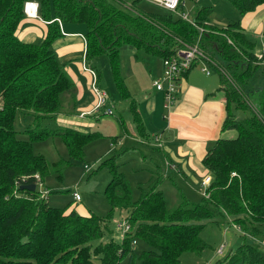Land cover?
<instances>
[{
  "label": "trees",
  "instance_id": "obj_1",
  "mask_svg": "<svg viewBox=\"0 0 264 264\" xmlns=\"http://www.w3.org/2000/svg\"><path fill=\"white\" fill-rule=\"evenodd\" d=\"M140 1L39 0L38 15L47 31L41 43L29 44L16 36L29 0H0V264H183L182 254L200 255L208 247L201 235L207 223L233 226L238 232L239 244L215 264H264V249L253 242L264 228V51L255 54L239 21L224 28L211 25L209 7L198 9L189 22L165 10L146 12ZM226 1L239 18L264 5V0ZM178 10L184 11L181 0ZM63 23L86 27V61L107 57L117 95L129 100L137 138L147 136L120 72L126 47L137 59L164 61L184 46L196 45L199 60L218 73L226 112L221 132L236 136L221 137L207 150L202 164L211 181L201 203L190 202L177 186L176 173L158 164L155 180L139 189L134 200L130 184L118 172V153L100 166L110 174L105 216L75 212L69 209L72 203L65 208L48 203L51 192L45 179L54 175L60 181L70 161L81 160L85 145L99 137L47 125L55 124L63 111L62 96L74 89L53 50ZM17 116L32 121L24 130L27 141L14 127ZM52 137L65 145L68 162L52 163L33 152V143ZM163 163L171 165L167 159ZM36 177L45 192L20 189L36 184ZM165 181L176 191L174 208L161 190ZM122 221L128 225L124 233L117 228ZM114 229L121 235L118 240Z\"/></svg>",
  "mask_w": 264,
  "mask_h": 264
},
{
  "label": "rangeland",
  "instance_id": "obj_2",
  "mask_svg": "<svg viewBox=\"0 0 264 264\" xmlns=\"http://www.w3.org/2000/svg\"><path fill=\"white\" fill-rule=\"evenodd\" d=\"M181 2L184 8L183 12L188 14L190 18L193 17L198 9L209 7L211 9L209 23L216 27L224 28L228 24L236 21L235 9L226 0H199L198 2L195 0H181ZM140 7L144 11L151 13L163 11L148 0H141ZM77 30L83 33L87 32L84 25H80ZM262 42L264 44V40ZM256 43L257 46L254 52L258 53L259 49L257 48L260 47V44L257 41ZM130 50L129 47H126L123 52H121L119 60L120 72L131 97L141 101L144 97V93L147 92L149 88L151 89L152 78L159 72L162 61L159 58L148 57L137 59ZM88 65L90 67L92 65L99 74V84L109 95V107H112L113 116L103 115L99 117L98 120L91 117V127L73 128V130L81 134L97 133L99 137L85 145L83 149L84 155L81 160L70 161V165L64 168L60 181L56 180L54 175H50L45 179V186L48 187L51 192L48 196V203L50 205L65 208L69 203H72L69 209L75 212L81 213L85 210H89L100 216H105L109 212V206L105 199L104 191L110 181V174L106 167H100L102 162L118 153L115 157L118 172L121 173L124 179L130 184L133 190V198L137 200L140 196L139 189L146 190L156 178L155 163L156 160L159 159V153L153 150L155 148L152 149L154 146L152 141L150 144L151 146H143L124 137L122 119L126 127L128 126L129 129L132 128L134 131L135 128L132 115L130 110H128L129 100L122 101L114 88L107 57L105 55L97 56L89 60ZM194 68L200 71L201 66L197 64ZM215 76L218 78V75L215 74ZM82 81H84L83 89H85L87 93H85V98L78 105V108L76 107L74 111L71 110L73 113H77V111L84 109L83 106L87 104L88 98H92L93 96V81L91 80L87 85H85V78H82ZM148 95H151V90L148 92ZM31 123L32 121L29 119H24L21 116L16 117L14 127L21 133L20 138L22 140H28V136L25 135L24 130ZM47 125H49L48 127L51 129L58 126L65 129L67 126L53 123ZM132 129L131 131H133ZM232 133L230 134L235 138V132L232 131ZM225 134L228 133H224L223 137H225ZM114 139L116 142L115 145L112 142ZM133 144L134 146H132ZM32 145L35 154L44 156L52 163L61 160L64 162L69 161L67 149L58 137H52L43 142H35ZM178 179L176 181L177 186L183 191L186 198L194 204L201 203L205 191V188H202V182H200V180H197V182L191 180V182L186 181L185 183L181 181V179L180 181ZM169 182L170 181H165L162 184L161 190L163 191L168 207L174 208L176 204V191ZM74 192L81 198L79 203L73 202L72 197ZM119 217V214L116 213L115 218L118 219ZM112 235L117 240L121 237L120 233L115 229ZM201 235L208 244V247L205 248L200 255L189 252L182 254L181 261L183 264H215L219 258H222L228 251L234 249L239 244L237 230H235L233 226L225 224L207 223ZM109 238V234L105 236L106 240ZM221 245H225L224 255L222 257L216 253V250ZM138 246L142 248V244ZM97 264L100 263L97 262ZM119 264H126V262L121 261Z\"/></svg>",
  "mask_w": 264,
  "mask_h": 264
},
{
  "label": "crops",
  "instance_id": "obj_3",
  "mask_svg": "<svg viewBox=\"0 0 264 264\" xmlns=\"http://www.w3.org/2000/svg\"><path fill=\"white\" fill-rule=\"evenodd\" d=\"M29 2L39 3L38 0H29ZM235 18L236 21L240 22L247 39L254 43V50L257 46L256 41L259 42L260 47L257 48L259 52L255 54L260 56L264 51L262 42L264 40V5L240 18L235 10ZM78 27L80 25L61 24L62 37L53 43L56 58L65 70L66 76L74 85L71 94L62 96L63 111L56 117L55 124L67 125L66 128L72 130L75 127H91V117H94L93 115L89 114L84 118L78 116L88 114L93 110L95 105L94 96L91 95L92 98H88L87 104L83 106L84 109H81V111L73 113L71 110L74 111L76 107L78 108V105L85 98V93H87L83 89L84 81H82V78L86 79L85 85H87L91 80L93 81V74L90 70L93 73L97 72L86 61L85 33L78 31ZM46 31L47 23L39 17L38 13L36 17L25 15L17 28L16 36L21 42L39 44L45 38ZM130 52L133 53L132 50ZM197 64L201 66L200 71L192 68L186 75L179 78L175 104L168 119L164 117L163 95L152 86L155 79L162 77L163 64H161L157 75L152 78L151 89L149 88L144 93L143 99L138 101L133 98L136 101L137 112L142 120L147 139L137 138L135 131L132 128L129 129L128 126L126 127L122 119L123 128H125L123 129L124 137L135 143L151 146L152 136H161L162 149L157 151L159 159L156 160L155 164L164 168L165 164L163 162L167 159L171 163L177 179L180 178L185 183L186 181L191 182V180L202 182L203 178L208 175L202 160L212 144L224 136L221 132V126L226 115L225 99L223 92L220 90L219 75L202 61L199 60ZM203 66L208 68L209 75L202 71ZM215 74L218 75V78ZM150 90L151 95L149 96L148 92ZM94 119L98 120L99 117H94ZM58 128L61 127L58 126ZM230 133L232 132L225 134V137L233 138V133ZM153 148L155 147L153 146ZM180 179L178 180L180 181ZM262 230V234L255 238L253 242L264 249V228Z\"/></svg>",
  "mask_w": 264,
  "mask_h": 264
},
{
  "label": "built area",
  "instance_id": "obj_4",
  "mask_svg": "<svg viewBox=\"0 0 264 264\" xmlns=\"http://www.w3.org/2000/svg\"><path fill=\"white\" fill-rule=\"evenodd\" d=\"M148 1L151 2L153 5L161 8L162 10H165L167 12H170L176 15L182 20L191 22V18L189 17L188 14H186L183 11L178 10L180 0H148ZM195 1L198 2L199 0H195ZM24 13L25 15L36 17L38 13V4L31 3V2L26 3L24 5ZM201 57H202V54L200 53V50L198 49L196 45L195 46H184L183 48L177 50L175 55L172 58L162 61L163 75L161 78L155 79L152 83V86L158 92H161L163 95V108L165 110V116H164L165 118L168 119L170 111L172 110L175 104L176 95H177V82L179 81L181 74L189 70L192 63L195 60H199ZM202 71H204L207 75H209V71L206 66L202 67ZM90 72L93 74L92 93H93V96L95 97V105L93 107V110L90 113L80 114L78 117L84 118L85 116L89 114L93 115L94 117H100L103 115L113 116L112 107H109L108 93L97 85L95 73H93L91 70ZM152 141H153L154 147L159 148V149L162 148V142H161L160 135L152 136ZM164 168L167 172L169 169L172 170L173 167L169 165L168 163H165ZM36 178H37V183L35 184L36 188H39L42 191H44L42 189L39 178L38 177ZM210 181H211V178L209 175L203 178L202 188H206L210 184ZM73 200L74 202H80L81 198L78 194L74 193ZM117 228L118 230L121 231V233H124L127 231L128 225L123 221L118 222ZM224 247L225 245H221L220 247H218V249L216 250V253L222 256L224 254Z\"/></svg>",
  "mask_w": 264,
  "mask_h": 264
},
{
  "label": "water",
  "instance_id": "obj_5",
  "mask_svg": "<svg viewBox=\"0 0 264 264\" xmlns=\"http://www.w3.org/2000/svg\"><path fill=\"white\" fill-rule=\"evenodd\" d=\"M21 190H26L29 192H34L36 190V185L35 184H31V185H27V186H22L20 188Z\"/></svg>",
  "mask_w": 264,
  "mask_h": 264
}]
</instances>
